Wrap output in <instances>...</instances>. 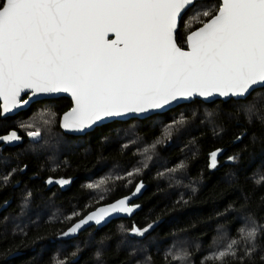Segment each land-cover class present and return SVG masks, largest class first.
<instances>
[{"label":"snow or ice","instance_id":"1","mask_svg":"<svg viewBox=\"0 0 264 264\" xmlns=\"http://www.w3.org/2000/svg\"><path fill=\"white\" fill-rule=\"evenodd\" d=\"M196 3L0 0V117L24 108L36 97L68 93L73 106L63 114L61 127L83 132L108 118L149 113L194 96L247 99L254 88L264 87V0H218L215 11L200 13L208 19L187 35L184 50L175 39L178 22ZM110 33L115 39H108ZM255 107L251 103L248 111ZM27 135L35 139L41 132L36 128ZM21 139L16 131L0 136V142L9 144ZM221 151L210 153L209 167H217ZM2 179L6 182L8 176ZM53 182L70 183L47 180ZM104 183L87 187L99 189ZM142 188V183L137 184L132 195ZM130 199L98 208L62 235L74 234L89 222L99 225L114 214L131 215L139 205L129 206ZM151 227L134 226L130 231L143 236ZM240 232V240H232L210 259L223 264L226 257L237 258L241 240L247 247L239 260L253 256L258 229Z\"/></svg>","mask_w":264,"mask_h":264},{"label":"trees","instance_id":"2","mask_svg":"<svg viewBox=\"0 0 264 264\" xmlns=\"http://www.w3.org/2000/svg\"><path fill=\"white\" fill-rule=\"evenodd\" d=\"M206 2L209 6H216L218 0ZM184 17L185 15L175 37L180 47L185 46L187 33L208 19L200 15V23L186 30L182 25ZM262 89L264 87L253 90L248 97ZM59 100L60 103L55 108L58 116L69 108V100L63 97L47 100ZM240 100L245 99H229L224 102L217 100L211 103L199 100L190 102L211 107L218 105L221 118L217 131L201 127L193 135V148L184 160V171L188 177L197 181V188L194 192H185L181 198L178 195H167L165 189L156 185L158 180L151 172L144 173L128 186L117 184L112 192L99 201H91L84 182L89 177L99 176L109 164H124L135 158V153L130 148L121 147V142L115 136V126L136 120L140 124L139 131L143 137L154 138L158 132L157 128L151 126V119L159 116L169 119L172 112L175 113L187 104L141 120L133 118L103 124L82 136L66 135L59 128L65 137L81 145L72 147L70 153L64 156L65 164L55 170L42 169V161L31 152L23 154L20 159L16 156V152L24 147L26 137L14 121L18 117H29L41 102H36L13 116L0 118V134L13 129L23 137L21 144L0 150L11 159L10 162L2 164L3 169L0 170L9 179L7 184L0 182V264H52L61 244L67 248L63 264H128L129 252L118 244L116 227L119 223L140 229L152 224L148 235L156 242L157 249L151 245L148 250L151 264H172L169 262L170 258L163 253L166 245L171 243L170 238L179 234L201 246L200 251H191L192 264H221L213 259L203 261L204 249L211 245L218 226L227 227L230 234L238 238L239 229L247 217L259 228V249L250 258L245 257L243 262L239 260V255L237 259L225 258L223 264H264L261 259L264 257V182H258L259 179L256 178L259 171L264 178V118L260 121L246 120L240 111L234 109L235 102ZM217 149L222 150L217 156V167L211 168L209 156ZM233 156L235 161H230L228 157ZM168 158L172 161H183L184 155L179 147H175ZM47 178L68 179L70 183L64 187L56 184L45 185ZM138 182L143 184L144 190L134 200L139 207L131 217L115 218L101 227H87L72 238L62 235L88 211L128 194ZM25 187H30L35 195L41 194L45 199H53L65 211L77 215L72 214L73 217L68 220L37 221L20 232L5 231L1 218L16 212L18 194ZM88 234H91L90 237L97 244L92 242V246H84L72 252L74 244L83 243L89 237ZM97 253H100L98 258L95 257Z\"/></svg>","mask_w":264,"mask_h":264},{"label":"rangeland","instance_id":"3","mask_svg":"<svg viewBox=\"0 0 264 264\" xmlns=\"http://www.w3.org/2000/svg\"><path fill=\"white\" fill-rule=\"evenodd\" d=\"M214 9V4L209 6L206 0H197V3L186 12L182 23L183 28L187 30L195 24L200 23L198 22L200 13L205 10ZM45 101L47 100L38 101L37 104L40 102L41 104L34 109V112L29 117H18L14 121V124L22 130L26 137L24 147L16 152V156L17 159H20L24 156L23 154L31 152V154L37 156L42 161V169L55 170L65 164V154L70 153L72 147H77L81 144L75 140L68 139L59 130V116L56 115L55 108L60 103V100ZM253 102L256 103V107L252 112H249L248 107ZM217 107L218 105L211 107L204 104L195 105L189 103L185 107L176 110L175 113L172 112L169 119L160 116L154 117L151 119L150 124L152 127L157 128L158 134L150 139L144 138L140 133V124L136 120L130 121L125 125L115 126V136L121 142V147L123 149L130 148L135 153V158L124 164H109L99 176L89 177L84 182V187L89 192L91 201H99L106 197L117 184L124 187L128 186L141 178L144 173L150 172L158 180L156 185L165 189L167 195H178L181 198L185 192H194L197 188V181L186 175L184 171V160L193 148V135L195 132L201 127H205L213 132L220 128L221 114H219L220 111ZM234 109L240 111L246 120L254 119L260 121L264 118V89L255 91L245 100L235 102ZM180 120H183V123H173L174 121ZM21 125H32V127H21ZM36 128L40 129L41 135L37 141H34L33 138L27 135V132L34 131ZM153 145H155L154 148L152 147ZM175 147H179L180 152L183 153V161H172L168 158L170 151ZM146 148L148 149L147 152L144 151ZM10 160L7 155L0 152V170L3 169L2 164L10 162ZM181 164L183 165L182 168L179 167ZM137 168L140 169L139 173L135 172ZM129 172H133V175L128 176L127 173ZM262 174L260 171L256 173V178L259 181L263 178ZM3 177H5L4 173L0 172V182L7 184L9 179L5 182L2 179ZM118 177L120 179H117ZM48 179H45V185L56 184L60 187L66 186H61L55 182L49 184L47 183ZM57 180L59 179H53V181ZM101 180H105L106 183L102 184L99 189H89L87 187L88 184H97ZM29 193H31L30 196L28 195ZM17 199L16 212L1 218L3 229L7 232H20L26 226L37 221L68 220L73 217L72 214L74 212L65 211L51 198L45 199L41 194L40 196L35 195L30 187H25L23 190H20ZM252 227L259 229L247 217L245 223L239 229L238 238H235V235H231L227 227L218 226L211 245L203 251L202 260H211L210 257L224 250L232 240H240L241 229L247 231ZM132 228L126 224H117L116 230L119 247L129 252L130 259L128 264H151L148 250L151 245L157 249L156 242L150 238L151 235H148V231L152 227L143 236L133 234L130 231ZM90 235H87L89 237L83 243L74 244L75 246H73L72 252H76L84 246H92V242L97 244L96 240L90 237ZM170 242V245H166L163 255L168 256L170 258L169 262L172 264H192L191 251L196 249V251L201 250L200 244H194L188 238H185L184 235L172 236ZM255 245L257 251L259 249L257 238ZM236 247L239 256L243 253V249L247 245L241 240ZM66 249V245L64 244L58 247L52 264H61V262H64L63 256ZM99 254L97 253L95 257L98 258ZM174 256H186L187 258L184 260H175L173 259Z\"/></svg>","mask_w":264,"mask_h":264},{"label":"water","instance_id":"4","mask_svg":"<svg viewBox=\"0 0 264 264\" xmlns=\"http://www.w3.org/2000/svg\"><path fill=\"white\" fill-rule=\"evenodd\" d=\"M188 10H189V9H188ZM188 10H187V11H188ZM187 11H186V12H187ZM186 12H185V13H186ZM185 13L183 14V16L185 15ZM182 18H183V17H182ZM181 20H182V19H180L179 22H178V28H179V26H180V22H181ZM206 21H207V20H206ZM206 21H205V22H206ZM202 24H203V23H202ZM202 24H201L200 26L196 27L195 29L191 30V31H194V30L198 29L199 27L202 26ZM191 31H190V32H191ZM190 32H188L187 35H188ZM187 35H186V37H187ZM175 37H176V34H175ZM186 37H185V41H186ZM108 39H115V35L112 34V33H110L109 36H108ZM177 46L180 47L178 44H177ZM181 48H183L184 50H187L186 43H185V46H184V47H181ZM258 88H261V87H256V88H254V90H255V89H258ZM61 97L68 99L69 102H70V106H69L68 109L64 110V111L59 115L58 125H59L60 130H61L64 134L69 135V136H82V135H85L86 133L92 131L94 128H96V127H98V126H101V125H103V124L111 123V122H113V121H126V120H130V119H133V118L138 119V120L145 119V118H147V117H149V116H152V115H154V114H162V113H165V112H167V111H169V110H171V109H174V108L178 107L179 105H182V104H188V103L192 102L193 100H199V101H202L203 103H211V102H214V101H217V100H220V101H223V102H224V101H227V100H229V99H234V100L242 99V98H236V97H221V96H219V95H214V96H212V97H208V98H204V97H200V96H194V97H192V98H190V99H188V100H180V101H178V102H174L173 104L166 106V107L163 108V109L153 110L152 112H149V113H144V114H135V113H133V114H129V115L124 116V117H112V118H108V119H106V120H104V121L99 122L98 124L94 125L93 127L89 128V129H85L83 132H76V131L65 130L64 128L61 127V121H62L63 114H64L65 112L69 111V110L71 109V107L73 106V102H72L71 96H70V94H68V93H60V94H56V95H45V96H39V97H36L32 102H30L29 105L25 106L24 108L17 109V110L14 111L13 113H10V114H8V115H6V116H2V117H0V118H5V117L13 116V115L17 114L18 112H20V111H22V110H26V109H28L32 104H34V103H36V102H38V101L49 100V99H57V98H61ZM22 98H23V99H27V96L24 95V94H22ZM0 103H2V102H0ZM12 131H16V130H13V129L8 130V132H6L5 134L0 135V136L8 135V134H9L10 132H12ZM16 132H17V134H18L19 136H21V135L19 134L18 131H16ZM21 138H22L21 140H19V141H17V142H14V143H11V144H9V143H3V142H0V144H2L4 147H5V146H7V147H14V146H17V145H19V144H21V143L23 142V137L21 136ZM33 139H34V138H33ZM37 139H38V137L35 138L34 140H37ZM140 183H141V182H138L137 184H140ZM137 184H136V185H137ZM136 185H135V187H136ZM135 187H134L133 190H132L131 192H129L128 194H126V195H124V196H121V197H119V198H117V199H115V200H113V201H111V202H108V203H106V204L98 205V206H96L95 208H93L92 210L88 211V212H87L86 214H84L81 218H79L78 220H76L75 222H73V223L67 228L66 232L68 231L69 228H71L73 225H75L76 223H78L81 219L85 218V217H86L88 214H90L91 212L96 211V210H97L98 208H100V207H106L107 205L112 204V203H114V202H116V201H118V200H120V199H122V198H124V197H131V199L128 201L129 206L138 205L137 203H134V200L137 199L138 197H140V195L143 193L144 187L141 189L140 193H138V194H136L135 196H133L132 193L135 191ZM137 209H138V208H135V210L132 212L131 215L124 214V213L114 214V215H112V216L106 218V220H105L104 222H102L101 224H99V225H97L94 221H93V222H89L88 224L83 225V226L81 227V229H79L76 233L68 235V237H69V238L75 237L80 231H83L84 229H86L87 227H90V226H99V227L104 226V225H106L109 221H111L112 219H115V218H129V217H131V216L136 212Z\"/></svg>","mask_w":264,"mask_h":264},{"label":"flooded vegetation","instance_id":"5","mask_svg":"<svg viewBox=\"0 0 264 264\" xmlns=\"http://www.w3.org/2000/svg\"><path fill=\"white\" fill-rule=\"evenodd\" d=\"M58 99V98H57ZM10 130V129H9ZM6 133V132H5ZM5 133H1L0 135H3V134H5ZM5 147H7V146H5ZM2 144H0V150H2V149H4L5 148Z\"/></svg>","mask_w":264,"mask_h":264}]
</instances>
